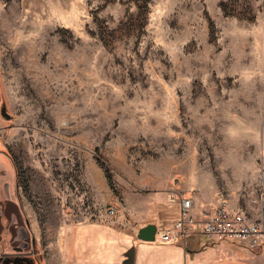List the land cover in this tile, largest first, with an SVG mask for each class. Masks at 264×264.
Instances as JSON below:
<instances>
[{
  "label": "rangeland",
  "instance_id": "rangeland-1",
  "mask_svg": "<svg viewBox=\"0 0 264 264\" xmlns=\"http://www.w3.org/2000/svg\"><path fill=\"white\" fill-rule=\"evenodd\" d=\"M168 188L264 217V0H0V249Z\"/></svg>",
  "mask_w": 264,
  "mask_h": 264
},
{
  "label": "crops",
  "instance_id": "crops-1",
  "mask_svg": "<svg viewBox=\"0 0 264 264\" xmlns=\"http://www.w3.org/2000/svg\"><path fill=\"white\" fill-rule=\"evenodd\" d=\"M179 192L168 188L146 198L127 195L117 220L66 224L41 253L42 264H264V243L249 248L227 239L205 238L200 230L214 203ZM178 196L192 198L190 233L176 242L140 239L141 227L168 226L178 217Z\"/></svg>",
  "mask_w": 264,
  "mask_h": 264
},
{
  "label": "built area",
  "instance_id": "built-area-1",
  "mask_svg": "<svg viewBox=\"0 0 264 264\" xmlns=\"http://www.w3.org/2000/svg\"><path fill=\"white\" fill-rule=\"evenodd\" d=\"M176 195L171 196L174 199ZM180 200L179 215L168 226L156 227L155 239L158 242H176L191 231L194 217L191 214L192 198L178 196ZM200 232L208 240L224 239L256 248L264 243V217L256 221L249 220L240 210H234L220 192L216 193L212 212L203 222Z\"/></svg>",
  "mask_w": 264,
  "mask_h": 264
},
{
  "label": "flooded vegetation",
  "instance_id": "flooded-vegetation-1",
  "mask_svg": "<svg viewBox=\"0 0 264 264\" xmlns=\"http://www.w3.org/2000/svg\"><path fill=\"white\" fill-rule=\"evenodd\" d=\"M25 236L21 240L25 241L23 245L19 243L11 249H0V264H42V255L36 250L35 240L29 242Z\"/></svg>",
  "mask_w": 264,
  "mask_h": 264
},
{
  "label": "water",
  "instance_id": "water-1",
  "mask_svg": "<svg viewBox=\"0 0 264 264\" xmlns=\"http://www.w3.org/2000/svg\"><path fill=\"white\" fill-rule=\"evenodd\" d=\"M156 232L155 224H147L138 231V237L143 240H154Z\"/></svg>",
  "mask_w": 264,
  "mask_h": 264
}]
</instances>
